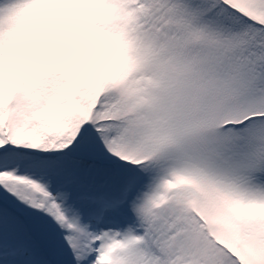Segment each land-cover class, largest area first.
<instances>
[{"label":"snow or ice","instance_id":"6c2138e0","mask_svg":"<svg viewBox=\"0 0 264 264\" xmlns=\"http://www.w3.org/2000/svg\"><path fill=\"white\" fill-rule=\"evenodd\" d=\"M0 264H264V0H0Z\"/></svg>","mask_w":264,"mask_h":264}]
</instances>
